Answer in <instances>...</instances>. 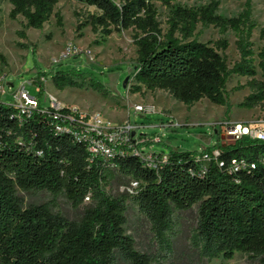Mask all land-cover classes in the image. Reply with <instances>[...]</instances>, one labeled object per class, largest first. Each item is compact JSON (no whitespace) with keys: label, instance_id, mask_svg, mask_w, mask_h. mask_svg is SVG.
<instances>
[{"label":"trees","instance_id":"16d2710c","mask_svg":"<svg viewBox=\"0 0 264 264\" xmlns=\"http://www.w3.org/2000/svg\"><path fill=\"white\" fill-rule=\"evenodd\" d=\"M0 1L12 5L9 18L22 17L25 29L42 31L53 17L63 28L56 11L59 0ZM75 1L97 11L84 23L78 20L79 34L91 27L104 44L114 32L133 31L137 65L132 94L164 91L188 108L208 100L226 108L229 116L227 87L240 77L248 81L232 92L247 89L250 94L238 107L264 114V48L256 53L253 42L255 31L264 40V25L253 19L254 0H246L233 17L220 14L219 0L194 7L180 0ZM157 4L169 12L166 30ZM199 26L218 29L221 38L214 45L200 42ZM229 32L236 36L240 56L232 68L225 56ZM19 35L27 39L24 31ZM0 61L5 63L1 55ZM51 82L59 92L112 96L98 79L76 70L58 71ZM35 84L39 104L29 113L0 103V264H203L230 261L238 253L264 264V142L244 137L199 154L170 150L158 170L129 154L93 157L73 134L81 127L67 120L70 109L42 107L46 89L39 78ZM234 161L246 167L233 172ZM113 182L120 189L116 196L108 191ZM133 183L139 186L130 193ZM19 192L63 196L82 215L70 220L50 203L25 208ZM195 207L189 252L179 253V214ZM131 209L146 219L157 256L140 252L128 235Z\"/></svg>","mask_w":264,"mask_h":264},{"label":"rangeland","instance_id":"374dc122","mask_svg":"<svg viewBox=\"0 0 264 264\" xmlns=\"http://www.w3.org/2000/svg\"><path fill=\"white\" fill-rule=\"evenodd\" d=\"M213 0H180L185 6L194 7L208 4ZM220 14L233 17L243 11L246 0H219ZM9 2L0 1V55L5 59L0 61V77H5V84L0 95V103L15 105V91L24 83H30L28 91L32 96L37 95L36 79L43 82L46 92L42 99L48 105L50 96L55 97L62 105H69L87 113L95 115L107 123L114 125L126 122H136L141 127V138L150 141L151 137L158 139L160 150L166 152H197L201 153L214 146H226L233 143L226 133V128L234 124L248 125L252 122L264 120L260 110L250 111L238 107L244 98L250 94L246 89L232 92V89L245 85L248 79L233 77L228 84L232 110L226 115V108L213 105L208 100H202L191 108L173 100L164 91H145L134 95L133 74L137 65V48L133 44V31L114 32L102 43L100 34L95 35L91 27L77 31L79 23H84L92 14H97L94 8L84 6L75 0H59L56 11L63 18V28H59L53 17L42 31L25 29V20L19 17L16 21L9 18L12 10ZM159 21L164 30L168 28L169 12L157 4ZM78 14L79 17H76ZM253 19L264 25V0L253 1ZM24 31L27 39L20 37ZM230 47L225 52L229 66L232 68L240 60L236 49V36L227 34ZM50 38V39H49ZM196 38L205 44L214 45L221 38L218 29L201 26L196 31ZM254 49L258 53L264 48V40L259 39V32L253 36ZM25 46V47H24ZM36 47V48H35ZM35 48V50H34ZM76 70L99 80L111 92L110 98H103L92 90L67 89L59 92L51 82V77L58 71ZM45 74L47 77H41ZM127 85L124 87V83ZM139 105H153L159 113L147 115L136 113ZM111 195L120 193L118 182H113L108 188ZM24 200V207L50 203L55 212L61 213L70 220L78 219L82 209H74L63 196L53 197L48 192L25 194L19 192ZM197 207L188 213L179 214L180 226L176 241L179 253H188L190 239L197 223ZM128 235H131L142 253L158 255V248L154 242L150 227L146 219L137 210L128 212ZM203 264H259L247 255L236 254L233 260H215Z\"/></svg>","mask_w":264,"mask_h":264},{"label":"built area","instance_id":"2783aa9c","mask_svg":"<svg viewBox=\"0 0 264 264\" xmlns=\"http://www.w3.org/2000/svg\"><path fill=\"white\" fill-rule=\"evenodd\" d=\"M5 81V77H0V95ZM28 86H32V84L24 83L15 91L13 97L15 105H11L21 110L23 114L38 108L39 104L37 95L40 88L36 85L37 95L32 96L28 91ZM49 103L48 105L42 103V107H51L57 112L64 107L70 109L67 120L71 123H77L81 127L80 131L75 130L73 134L86 143L88 151L93 157L101 156L110 160L115 155L125 157L129 154L140 158L147 167L153 170H158L159 166L164 165L168 161L169 153L164 149L160 150L158 147L160 141L158 139L151 137L149 142L144 138L140 140L141 127L136 122H126L118 125L107 123L97 115L90 117L78 108L62 105L53 96H50ZM135 111L136 113H146L147 115L159 113L153 105H139L135 107ZM76 115H78V118ZM58 130L61 131V129ZM226 133L232 138L233 142L244 137L264 142V120L255 121L248 125H231L226 128ZM215 155H218V152H215ZM240 167H246L245 162L241 161L238 163L234 161L233 172H236ZM138 186V183H133L128 191L133 193Z\"/></svg>","mask_w":264,"mask_h":264},{"label":"water","instance_id":"95a60500","mask_svg":"<svg viewBox=\"0 0 264 264\" xmlns=\"http://www.w3.org/2000/svg\"><path fill=\"white\" fill-rule=\"evenodd\" d=\"M127 85V81L124 83V87Z\"/></svg>","mask_w":264,"mask_h":264},{"label":"crops","instance_id":"0c3cea01","mask_svg":"<svg viewBox=\"0 0 264 264\" xmlns=\"http://www.w3.org/2000/svg\"><path fill=\"white\" fill-rule=\"evenodd\" d=\"M256 110H258V109H256ZM256 110H252V111H256ZM83 112V111H82Z\"/></svg>","mask_w":264,"mask_h":264}]
</instances>
